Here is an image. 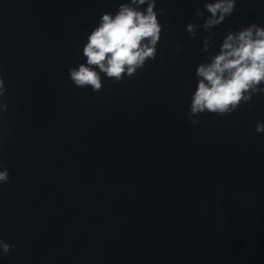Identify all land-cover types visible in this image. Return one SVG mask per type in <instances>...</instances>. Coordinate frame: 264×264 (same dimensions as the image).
I'll return each mask as SVG.
<instances>
[{"label":"water","instance_id":"water-1","mask_svg":"<svg viewBox=\"0 0 264 264\" xmlns=\"http://www.w3.org/2000/svg\"><path fill=\"white\" fill-rule=\"evenodd\" d=\"M127 2L0 0V239L15 246L0 264H264V93L186 115L197 66L229 31L264 27V0L208 30L215 0H156L155 59L77 87L88 36Z\"/></svg>","mask_w":264,"mask_h":264},{"label":"clouds","instance_id":"clouds-1","mask_svg":"<svg viewBox=\"0 0 264 264\" xmlns=\"http://www.w3.org/2000/svg\"><path fill=\"white\" fill-rule=\"evenodd\" d=\"M145 4L146 9L138 7ZM235 4L236 0L205 3L204 8L211 15L205 20L204 29L220 25L233 13ZM155 9L156 0H129L120 4L115 15L103 13L82 49L86 62L68 70L71 81L77 87L100 91L101 73L120 81L143 68L146 60L155 59L161 34ZM160 11L162 13L163 9ZM196 15L204 13L198 9ZM196 27L198 25L188 23L186 30L194 37ZM195 74L198 83L186 113L192 124L198 123L192 116L205 112L229 114L241 102L251 100L253 94L264 93V87H260L264 84V27L253 23L238 32L229 31L219 54L213 56L210 63L199 64ZM7 91L0 75V112L8 110L3 99ZM255 130L264 133V123H257ZM0 169V184H6L10 179L9 169L4 164H0ZM14 248L0 239V254L6 256Z\"/></svg>","mask_w":264,"mask_h":264}]
</instances>
